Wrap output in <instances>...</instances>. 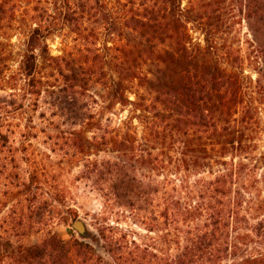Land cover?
<instances>
[{"label": "trees", "instance_id": "obj_1", "mask_svg": "<svg viewBox=\"0 0 264 264\" xmlns=\"http://www.w3.org/2000/svg\"><path fill=\"white\" fill-rule=\"evenodd\" d=\"M17 1L0 0V30ZM237 2L263 65L264 0ZM220 4L53 0L52 13L25 11L15 72L0 42V200L14 203L0 221V264H264L263 123L242 59L220 42ZM188 24L203 47L191 46ZM55 25L73 36L56 57L46 44ZM112 106L131 117L115 122ZM46 123L66 125L52 150L81 164L102 200L98 233L111 263L53 229L58 181L29 144ZM32 234L45 237L23 243Z\"/></svg>", "mask_w": 264, "mask_h": 264}, {"label": "rangeland", "instance_id": "obj_2", "mask_svg": "<svg viewBox=\"0 0 264 264\" xmlns=\"http://www.w3.org/2000/svg\"><path fill=\"white\" fill-rule=\"evenodd\" d=\"M182 1V9L187 8L188 0ZM238 0H221L220 15H221V33H219L220 42H227L241 60V72L248 84V93L253 95L256 99V106L259 108L261 119L263 123V134L260 148L264 149V86H256L255 81L264 77V64L262 65L257 58H255L254 47L255 43L251 30L248 25V21L243 16V12L239 10ZM18 7L15 10V20L7 24L4 29L0 30V42L7 44L9 52V66L11 72H15L18 68V64L23 59L25 51V35L28 34L29 22L27 20L26 10L31 7H36L38 14H45V11L52 13L54 10L53 0H18ZM38 16V15H37ZM188 36L191 46L203 47L204 39L196 24H188ZM106 35V32L103 31ZM73 36L66 27H59L55 25V31L48 36L46 44L49 49L50 55L56 57L62 54L64 46L71 42ZM261 76V77H260ZM139 91L137 87H134L135 91ZM94 94L102 93L101 89H92ZM133 100V95H129ZM43 102V101H42ZM112 112L114 116L112 118L117 122L120 118L125 119L131 117L130 109L126 108L124 111L118 106H112ZM39 124V123H38ZM134 125L138 129V134H141V127L138 123L134 122ZM58 128V129H57ZM66 132L65 126H50L47 123L37 125L39 132L44 134L39 135L38 139L32 140L29 143L36 155L35 161L39 164V167L45 169L50 175L57 178L58 186L60 190V204H57L55 214H52L55 221L54 230L59 236L65 240L77 239L80 242L89 244L94 248L96 254L102 257L105 261L111 263L110 257L105 251L104 242L101 240L98 228V217L101 212L102 200L96 192L92 191L90 186L87 185V181L84 177V168L79 163H72L68 157L62 158L58 151H54L53 144L57 141L54 136L56 130ZM53 140L51 141V139ZM15 147L21 148L19 143L15 144ZM99 158L106 156L105 153H99ZM111 156V154H109ZM107 157V156H106ZM28 178V176H27ZM1 199H3L1 197ZM0 221H2L11 211L13 202H5L0 200ZM64 220L66 223L64 224ZM80 221L84 224L86 230V236H81L78 231L73 228L75 222ZM112 223L114 220H110ZM124 222L120 223L123 228L128 227ZM134 232L143 234V231L137 226L131 225ZM45 234H32L25 240V244H35L40 242Z\"/></svg>", "mask_w": 264, "mask_h": 264}, {"label": "water", "instance_id": "obj_3", "mask_svg": "<svg viewBox=\"0 0 264 264\" xmlns=\"http://www.w3.org/2000/svg\"><path fill=\"white\" fill-rule=\"evenodd\" d=\"M73 228L76 231H78L81 236H86L85 226L82 222L80 221L75 222V224L73 225Z\"/></svg>", "mask_w": 264, "mask_h": 264}]
</instances>
